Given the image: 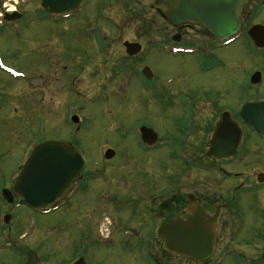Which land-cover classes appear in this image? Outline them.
I'll use <instances>...</instances> for the list:
<instances>
[{"label":"flooded vegetation","instance_id":"flooded-vegetation-1","mask_svg":"<svg viewBox=\"0 0 264 264\" xmlns=\"http://www.w3.org/2000/svg\"><path fill=\"white\" fill-rule=\"evenodd\" d=\"M111 1L115 3H111L109 7L106 3L84 0L74 12L63 14L48 13L40 0L38 9L33 12L23 13L16 8L20 14L18 18L8 20L4 14L3 19L8 21H1L0 26L9 23L16 31L29 28L34 35L39 33L38 40L44 46L38 50L45 54L49 71L60 69L62 75L66 73L62 80L61 77L49 80L56 83L61 90L71 81H83L89 82L96 91H99L98 87L112 86L108 89L109 96H97L99 99L109 98L112 89L118 84L117 80L108 77L82 80L80 75L88 71V68L90 70L100 66L118 74L116 62L124 57L123 63L118 65L119 69L124 71L129 67L133 74L135 72L145 78L146 80H142L144 92L157 88L160 102L175 109L171 111L174 115L171 116L172 126L169 128L176 123L177 135L167 133L161 136L143 119L136 121L140 124L133 131L138 132L141 148L147 152L144 158L135 157L132 171L137 172V175H119L118 169L112 164L115 167L112 170L113 175L107 171L106 177L105 174L104 177L98 175L90 183L85 180L86 162L80 179L55 210L61 207L73 209V205H79L82 214L90 218L99 215L96 220L98 232L103 220H107L115 237L104 240L116 242L114 247L117 253H129L126 256L127 264H264V88L260 87L263 75L259 68L261 60L264 61V0L241 1L238 30L232 35L233 40L218 39L208 27L199 22L173 23L168 12L180 0H151V10L154 11L152 18L150 15L146 17L147 9L143 6L145 0ZM134 2L142 7L133 13ZM93 3L95 12H85L84 8L92 6ZM118 19L123 20V23L119 24ZM135 19L137 22L141 21L138 37L127 40L121 39L123 35H120L118 40V37L111 35L115 29L120 33L125 32V29L119 27L130 26ZM156 21L157 38L142 44L140 40L144 33L149 36L152 32L149 30L150 26L156 24ZM167 26L173 31L170 36ZM253 29H256L259 45L248 36ZM243 37L250 40L257 65L249 74V80H245L239 87L234 101H230L232 98H220L216 92L217 95L208 94L197 98L180 87L165 84L163 80L160 88L156 87L155 75L146 63V55L151 53V49L161 46L171 52L174 48L182 49L175 54H194L200 66L209 69V63H224V57L219 54V50ZM128 41L140 43L141 49L134 54L128 52L125 45ZM189 48L192 52H187ZM145 69L147 73L144 72ZM91 71L90 74L95 75L94 70ZM70 73L74 76L68 77L67 74ZM255 73L257 80L253 82L251 75ZM50 77L55 79L52 78L54 76ZM130 82L131 80H121L122 85ZM73 89L79 88L74 86ZM255 89L259 94L250 96L249 93ZM206 92L208 91L204 93ZM74 93L77 97L85 95L81 89ZM246 104H255L248 114H245ZM16 111V118L21 122L27 114V108H16ZM66 112L68 117L77 115L79 107L72 103L67 106ZM81 119L82 117L80 121ZM141 127H146L155 136L150 135L149 139H144L140 132ZM80 128L76 127V130L80 131ZM150 132L147 131L148 134ZM72 143L76 145L74 140ZM108 149L114 150L111 158L106 157ZM117 156L115 147L106 148L104 165ZM165 158L171 159L168 165H165ZM18 174L19 171L13 177L14 180ZM140 180L141 186L138 184ZM90 188L96 192L95 195H99L98 203L96 208L83 211L86 208L84 204L89 205L92 201L84 195ZM0 194L7 204L0 209V233L11 234L7 242H12L9 246L18 252L20 248L17 243L13 245V242H20V236L16 234L15 237L12 234L11 223L15 221V225L19 221H16L13 206L22 204L18 198H15V204L7 202L2 196V189ZM37 212L48 213L42 209ZM194 213H201L215 233L213 252L202 259L166 250V240L159 233L165 223L187 220ZM6 218H9L8 222ZM122 232L123 238L118 239V233ZM136 239L135 245L133 242ZM39 246L40 244H35V248H32L35 255ZM82 258L88 264V259L83 254L66 264ZM89 261L92 263V259ZM120 263L124 262L119 261L118 264Z\"/></svg>","mask_w":264,"mask_h":264},{"label":"rangeland","instance_id":"rangeland-1","mask_svg":"<svg viewBox=\"0 0 264 264\" xmlns=\"http://www.w3.org/2000/svg\"><path fill=\"white\" fill-rule=\"evenodd\" d=\"M39 1L0 0V25L1 21H8L3 19L8 9L17 8L23 13H30L38 9ZM90 1L106 3L109 7L111 3H115L111 0ZM144 3L143 6L147 9L146 17L150 15L152 18L154 14L151 10L152 1L145 0ZM94 5L93 3L92 6H87L84 11L94 13ZM132 7L134 13L142 5L134 2ZM118 20L119 24L123 23V20ZM137 21L133 20L130 26L119 27L125 29V32L120 33L115 29L111 35L118 37V40L120 35H123L121 39H135L141 26V21ZM7 24L9 26H0V192L4 186L10 189L13 177L18 172L17 168L25 161L33 146L43 140H74L86 157L85 180L92 183L98 175L104 177L105 174L106 177L107 171L113 175L112 170L115 167L119 175H137V172L132 171L135 157L144 158L147 153L141 148L138 132L133 131L140 124L136 122L138 119H143L161 136L167 133L178 134L176 123L169 128L172 126L171 116L174 115L171 111L175 110L171 109L173 106L160 102L157 88L145 93L142 80L146 79L135 72L133 74L129 67L124 71L120 70L118 65L123 63L124 57L116 62L118 74L99 65L100 67L90 70L88 68V71L80 75L82 80H94L95 77L117 80L118 84L112 89L109 98L99 99L97 96L99 94L109 96L108 89L112 86L98 87L99 91H96L89 82L71 81L61 90L56 83L49 80H56V77H61L62 80L66 73L62 75L60 69L49 71L50 67L48 68L49 65L44 59L45 54L38 50L44 46L38 40L39 33L34 35L29 28L16 31L9 23ZM166 29L170 36L172 29L169 26ZM149 30L152 32L149 36L144 33L143 39L140 40L142 44L157 38V21ZM250 44V40L243 37L219 50V54L224 57V63L221 65L209 63V69H203L194 54H174L161 46L151 49V53L146 55V63L155 75L156 87L160 88L163 80L165 84L180 87L197 98L218 93L220 98L227 100L232 98L230 101H234L233 99L238 96L239 87L245 80H249V74L257 65L254 49ZM259 68L263 75L260 87L264 88L263 60ZM91 70H94L95 75L90 74ZM50 76H54L52 78L55 79H51ZM67 76L72 77L74 74L70 73ZM121 80L131 82L122 85ZM74 86L81 89L85 95L77 97L74 92L79 89H73ZM210 89L215 91L212 92ZM205 91L208 92L204 93ZM63 92L65 93L61 96ZM249 94L256 96L259 92L255 89ZM72 103L79 107L77 115L82 119L78 123H73L71 116L68 117L66 112L67 106ZM24 106L27 108V114L20 122L16 118V108L21 109ZM80 124V131H77L76 127ZM111 146L118 151V156L104 165V150ZM164 162L168 165L171 159L165 158ZM138 184L141 186V180ZM95 194L93 188L84 193L85 198L90 197L89 200L92 201L89 205L84 204L86 208L83 211L96 208L99 195ZM14 201L15 199L9 203L15 204ZM80 203H83L82 200ZM5 206L7 204L0 194V209ZM72 208L61 207L49 213H41L24 204L14 205L16 221H19L15 225V221L11 223L12 234L15 237L16 234L20 236V242H13V245L17 243L21 251L16 252L9 246L7 241L11 234L0 233V264H66L81 254L87 257L88 264H118L119 261L124 262L120 264H127L126 256L129 253L125 251L117 253L114 247L116 242L104 240L115 237L107 220H103L104 223L98 232L96 220L99 215L90 218L81 213L79 205H73ZM123 235L124 232L118 233L117 238L121 239ZM34 243L40 244L37 255L32 249L35 248ZM133 244H137V239ZM133 257L136 259L134 253ZM91 259L92 263L89 261Z\"/></svg>","mask_w":264,"mask_h":264},{"label":"water","instance_id":"water-1","mask_svg":"<svg viewBox=\"0 0 264 264\" xmlns=\"http://www.w3.org/2000/svg\"><path fill=\"white\" fill-rule=\"evenodd\" d=\"M83 1L42 0V5L50 13H69L76 10ZM241 1L243 0H180L178 5L173 4L170 7L168 16L176 24L186 21L199 22L208 27L215 36L225 37L234 33L238 27ZM19 16L17 12L6 14L7 19H16ZM249 34L259 45L256 29L250 30ZM125 45L132 54L141 49L139 43L126 42ZM255 80H257L256 74L252 78L253 82ZM254 105L246 104L245 114H248L247 112ZM72 119L75 122L79 121L77 115ZM147 131L150 132L146 127L142 128L144 139H149L150 135L155 136L151 132L148 134ZM113 154L114 151L109 149L106 157L111 158ZM84 165L81 152L69 142L44 140L33 148L12 187L3 190V196L9 202H13L17 197L22 204L35 209H54L55 205L71 191ZM159 233L166 240V249L174 253L202 259L210 255L214 249L215 233L201 213H194L187 220L167 222ZM73 264H86V262L82 258Z\"/></svg>","mask_w":264,"mask_h":264}]
</instances>
